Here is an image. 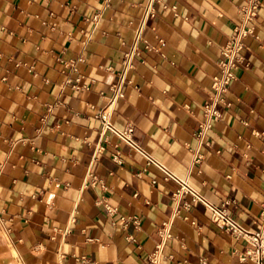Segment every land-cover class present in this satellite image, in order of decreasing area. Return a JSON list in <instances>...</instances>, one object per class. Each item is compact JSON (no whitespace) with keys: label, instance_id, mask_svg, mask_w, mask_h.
<instances>
[{"label":"crops","instance_id":"1","mask_svg":"<svg viewBox=\"0 0 264 264\" xmlns=\"http://www.w3.org/2000/svg\"><path fill=\"white\" fill-rule=\"evenodd\" d=\"M148 3L0 0V264H149L166 221L174 237L164 241L163 264H255L210 208L190 194L175 198L176 182L116 134H102L96 114L114 96ZM244 3L155 2L152 47L128 72L112 121L132 125L145 151L255 229L264 203V0L218 104L222 118L198 135ZM136 217L140 229L120 223Z\"/></svg>","mask_w":264,"mask_h":264},{"label":"built area","instance_id":"2","mask_svg":"<svg viewBox=\"0 0 264 264\" xmlns=\"http://www.w3.org/2000/svg\"><path fill=\"white\" fill-rule=\"evenodd\" d=\"M160 0H149L145 7L144 13L135 29L134 37L128 46L127 51L123 56V69L120 72V82L113 86L114 96L109 100L107 105L96 114L101 122L102 134L107 137L108 134H116L120 139L130 144L133 148L141 152L146 158L148 164L157 166L165 175V179L172 180L177 183L178 187L174 193L175 198H180L185 194H190L194 201H200L210 208L212 221L232 234L234 237L244 240L248 246L241 254L243 260L250 259L255 264H264V203L262 204L261 220L255 229H250L239 222L228 208L216 206L203 195H201L189 182L187 178L179 176L176 172L167 167L163 162L155 158L153 155L145 151L133 138L134 127L132 125L126 128L117 127L112 121V111L116 102L125 96L123 90L124 84L127 82L128 72L135 67L136 60L141 56L144 50L151 49V44L147 38V29L149 22L156 16L154 8L155 2ZM262 8V0H245V3L240 6V21L234 27L233 34L221 48L222 59L219 62L220 73L213 76L211 88L214 91V98L204 106L205 121L200 125L198 135L202 138L205 133L211 128L213 121L221 120L222 113L218 108L219 103L226 102V95L229 92L231 82L237 77V69L244 60V52L247 49L246 39L255 34V20L260 14ZM73 87L76 89L89 88L87 85L80 86L78 82H73ZM228 105L230 103L227 102ZM203 159V154L198 150L195 152V161L200 162ZM97 177L90 172L88 182H95ZM185 208L189 207L186 203ZM110 213H114L115 209L107 207ZM180 210H177L179 213ZM76 220L73 216L72 222ZM130 221H133L135 227L140 229V220L136 218H121L120 223L127 226ZM172 222L166 221L159 228V232L163 240L173 238ZM133 239L132 236H129ZM164 241L158 244L153 252L149 254V264H163L167 256L164 254Z\"/></svg>","mask_w":264,"mask_h":264}]
</instances>
